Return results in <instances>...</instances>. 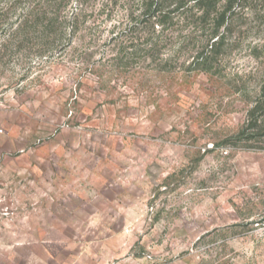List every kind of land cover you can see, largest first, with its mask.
<instances>
[{
    "label": "rangeland",
    "instance_id": "rangeland-1",
    "mask_svg": "<svg viewBox=\"0 0 264 264\" xmlns=\"http://www.w3.org/2000/svg\"><path fill=\"white\" fill-rule=\"evenodd\" d=\"M111 1L52 0L57 22L7 48L0 0V264H264V137L239 135L264 5L209 76L176 49L113 61Z\"/></svg>",
    "mask_w": 264,
    "mask_h": 264
},
{
    "label": "trees",
    "instance_id": "trees-1",
    "mask_svg": "<svg viewBox=\"0 0 264 264\" xmlns=\"http://www.w3.org/2000/svg\"><path fill=\"white\" fill-rule=\"evenodd\" d=\"M6 3L2 14L10 20L7 48L36 31L41 19L48 18L50 25L58 20L56 14L60 6L52 0H6ZM125 3L128 4L127 24L109 39L118 49L113 61L123 63V56L118 53L127 48H145L151 58L162 48L176 49L177 56L182 52L190 53L180 64L182 72L217 76L221 50L240 45L238 35L248 29L245 21L249 13L254 11L257 16L256 10L258 6L263 7L264 0H125ZM51 5L53 10L48 9ZM78 16H74L75 31L79 27ZM142 36L144 40L139 42ZM170 60L172 58L165 60V64ZM256 86L257 96L246 111L239 135L248 133L250 137L246 139L261 141L264 137V77Z\"/></svg>",
    "mask_w": 264,
    "mask_h": 264
}]
</instances>
